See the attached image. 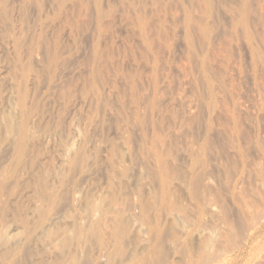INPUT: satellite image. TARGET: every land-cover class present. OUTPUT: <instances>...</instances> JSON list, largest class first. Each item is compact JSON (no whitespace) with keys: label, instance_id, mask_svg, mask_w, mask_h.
<instances>
[{"label":"rangeland","instance_id":"rangeland-1","mask_svg":"<svg viewBox=\"0 0 264 264\" xmlns=\"http://www.w3.org/2000/svg\"><path fill=\"white\" fill-rule=\"evenodd\" d=\"M245 16L247 17L246 19L243 18ZM28 66L30 67V69H28L27 71V68H29ZM24 67L26 68L25 71H27L26 74H24L25 71L23 72V70L25 69ZM28 72H31V74H29L30 76H28ZM22 75L26 78H23ZM25 75H27L28 78ZM20 78L23 81L27 80L29 82L25 81L26 83H22ZM22 84L27 85L24 87L17 86ZM16 87L19 88L16 89ZM21 87H23L24 89L26 88L27 93H25L27 94V96H25L26 94L24 93L23 88V93H21ZM19 89L21 92L18 94ZM11 93H14L15 95ZM21 94L23 95L21 96ZM17 95H19V98L16 97ZM24 96L27 98V102L24 101L25 103L21 102ZM15 97L16 99L18 98L17 100L20 99L18 101L19 103L25 104L23 108L24 111L22 109H16L19 108V105L16 102L17 100L15 99ZM62 97L65 99H63ZM11 100L15 101V104H13ZM34 104H37L38 108L40 106L41 107L38 109L36 106L37 109H35ZM10 105H14L11 109L13 112L9 110ZM208 107L211 108L210 111H208ZM33 109L36 111L34 112ZM21 111L23 113H21ZM24 112L27 115L24 114ZM39 114H42V116H40ZM25 118H27L25 121V124L27 126L25 125V128L29 127L27 128V131L29 133L26 131V133L28 134L26 135L25 133L24 135H29L28 138H30L31 141L24 137L25 154H23L20 159H18L19 156L17 153L16 144L18 142L17 140L20 139L17 136H19L20 134H17L16 132H19L17 128L22 123V120H25ZM9 119L10 121L13 120V127L15 126V129L13 128V131L10 133H8L7 130H5L4 132V129H6L5 125H7L6 122ZM35 120H40L42 123L36 124ZM1 121L2 124L0 123V130L2 128L4 129H2L3 131L1 130L2 132H0V164H3V167L0 165V168L5 167V169L8 168L7 170H10L9 166H12L14 169L12 167L11 169L15 170H12V172L11 170L7 171L10 172L8 174V177L6 170L3 169L5 172H0V174L2 175H5L6 173L5 176L3 175V177L5 178L0 175V185L6 187H4L5 189L3 188V192H1L0 194V203L1 205H3L4 209H6L2 213L1 220L4 221L3 218H5L4 222H6L8 221L6 219L11 217V219L9 218V221H11L12 218L15 217L13 218L15 221L12 220L15 223L17 222L16 220L18 218L16 217V213H18L20 216L22 215V219L24 214H26L27 212L28 218H31V216L33 218V216L35 215V218L37 217L38 219L37 215H39L40 220L41 218H44L43 221H45L48 225L53 224L51 225V227H54L57 224L59 225L55 226V228H50L47 227L48 225L43 221L40 224V220H38L39 222H37V219L35 218H31L28 220V218L24 216L23 219L26 218L25 220L28 223L27 226H29L28 230L30 229L29 233L32 235V237H38H34L33 240H31V237L29 240L28 237L27 239L24 238L25 235H22L24 233L22 232V230H19L20 228H15V224L13 222H11V225L13 226L12 227L10 225L12 227L11 228L9 225L7 227L4 226L3 224L5 223L0 221V230L5 229L4 231L1 230V232L7 231V235L19 233L21 234H19L20 239L18 238L13 242V244L16 242L14 250L16 254H18L17 257L15 255L13 264H60V260L61 263L67 262L68 264H119V262L120 264H141L143 260V264H146V262L149 260V262H151L152 264H158L159 262L163 261L162 259H164L167 264H199L197 255L199 250L201 249L199 248L201 246L200 244L202 243H200L199 245L197 244L198 242H200L199 240L203 242L204 239H206L205 235H207V233V239L210 237L212 239L215 238L214 240H211L213 241L211 242L212 247L210 246V249H208L211 254H214L215 251L219 250L222 247L220 249L222 251V254L219 255V257L216 259L217 261L210 264H264V207L262 206L264 203L261 204L264 200V171L260 172L264 170V167H262L261 170V168L257 169L258 166L256 167V165H254V168L252 166L256 163L257 165H259L264 159V0H0V122ZM40 121H37V123H39ZM55 123L57 126H55ZM30 124L31 126H38V128H35V126L32 128ZM44 124L47 126H45L47 130L43 128ZM232 125H235V127ZM16 126L18 127L16 128ZM71 128L73 129L71 130ZM232 133L236 135H233ZM14 134H16L17 136ZM10 135H12V138L10 137L11 139L9 138ZM32 137L34 139V142H32ZM13 138L16 141H14ZM25 139L31 143H28V141H25ZM153 139H157L158 141L160 139V143L155 142ZM8 142L10 144H14V146L8 144ZM234 142H236L237 144L235 145V148L234 146H232L234 148L233 149L231 145L235 144ZM25 143L28 145H26ZM72 143V147H74L73 149H71ZM156 146L159 147L158 151L160 150V156L158 157H156V155H159L158 151H156ZM197 146L198 150L195 149ZM34 149L36 151H34ZM70 149L71 152L69 151L67 152L69 154H67L66 151ZM189 149H194L195 152L194 150H191L190 153ZM205 149L206 151H204ZM241 149L243 152L241 151ZM11 150L15 153L12 154ZM72 150H75L76 153ZM150 150L152 156L149 153ZM161 150L164 151L162 152L163 154L161 153ZM10 151L13 157L11 156L9 161L8 158L10 154L8 153H10ZM77 151L79 153L80 151H82L80 154L78 153V156H85L84 158L86 159L83 162L82 159L84 158H80L82 167L80 166V164H78L79 161L75 160L79 159V157L77 156ZM165 152L166 155L164 154ZM65 153L70 158L67 157ZM31 154L34 155L33 158ZM82 154L84 156H82ZM15 155L18 156V158H16ZM162 155H165L164 157L167 156L168 158L166 157L165 160ZM161 156L164 158V161L162 160V158H160ZM66 157L71 159V164L70 162H68V159ZM74 157L76 158L72 160V158ZM169 157L171 158V160ZM31 158L33 162H31ZM34 158L36 159V161ZM158 158L159 160H157ZM63 159H65L66 161V163L64 164L62 163L65 162ZM29 160L31 162L30 166ZM237 160H239L240 162ZM241 161L244 165L241 164ZM16 162L18 163V165L21 162L22 165L18 166ZM73 162H76L74 164L79 165V169L72 168V166H74ZM163 162L167 164L169 163V165L167 166V164H163ZM238 162L241 165H239ZM263 162L261 163V166L264 165ZM7 163H9V165ZM32 163H35V165L33 164L34 167L31 166ZM38 163H43L45 167L42 166L43 164H40L41 167L40 165L38 166ZM6 164L7 166H5ZM15 165H17L18 167ZM76 165L74 167H76ZM172 166L175 168H172ZM22 167H24L25 169H22ZM29 167H31V171ZM36 167L37 169H39V172H36L35 174L40 176L38 182H36L38 176H36L37 178L35 176V178L32 177V175H35L32 173L37 170ZM70 167L71 170H73L72 172L68 171ZM202 167H206V169ZM33 168H35V171ZM40 168L41 170L43 169V171L46 170V173L44 171L45 176L40 174L41 172H43L40 170ZM151 170H153L156 175ZM16 171L21 172L17 173ZM177 172H179L180 174ZM204 172L207 173V175ZM162 173H165L167 175L169 174L168 177L170 175L171 176L168 179V177L165 178L167 175L164 176L165 174L163 175ZM181 173L185 174L183 176H186V181H183L184 177ZM203 173L206 175V178ZM16 174L19 176H15ZM29 174L31 176H29ZM177 174L179 176H177ZM197 174L202 175L199 176L200 179L198 177L197 180H195L196 176H198ZM259 174L263 177H261ZM20 176H22V178L24 177V179L22 180H25V185L29 184L28 188L27 186L23 188V186L25 185ZM41 176L43 177V181L46 179V177H48V180L46 179V182L48 184L45 183L46 186L44 185V182H42ZM15 177H19L18 181L17 178L16 180L13 179ZM56 177H58L59 179ZM9 178L11 180H9ZM109 178H111L110 181ZM115 178L116 180L117 178H120V184H118L119 182L116 181ZM146 178H148L147 181L145 180ZM162 178H164L165 180ZM172 178L175 179L176 185L174 182V184L171 182V185L170 181L174 180ZM176 178H179V181L176 180ZM201 178L205 179L202 180V183ZM151 179L157 181L153 182V184L151 183ZM237 179H239V184L242 183V186H239V184H237L238 182H235L237 181ZM31 180L32 182L29 183V181ZM198 180L200 182H195ZM213 180L215 182L214 185ZM254 180H258L259 182H255ZM6 181L8 182V184H5L7 183ZM12 181L14 183H12L13 185L11 184ZM39 181L40 183H43L44 187L39 183ZM48 181H50L51 183H49ZM192 181H194L195 184H193ZM16 182L20 183L19 185H17L22 187L25 192L21 190L20 187H16ZM168 182L170 183V187L172 189L167 186ZM210 182L212 183L209 184ZM232 182H234L235 184H233ZM52 183L54 185H50ZM179 183H181L180 186L176 187L179 185ZM188 183H190L191 187L193 185L192 188L195 189L196 187L195 190L204 188L203 186L206 187L203 192L202 190L195 191L194 189L191 190L192 188L189 187ZM260 183L261 186L258 187V184L260 185ZM109 184L110 188L112 187V190H114V193L117 190L116 194L117 192L121 191L122 193L119 192L118 195H125L124 198L127 196L125 200L121 202V205L124 206L127 204L125 207H128L131 205L130 202L132 203L136 199H140L141 202L136 200L134 203H132L128 210L127 208H124L125 211H122L128 212L125 213V215L124 212H120L123 208L120 205L121 200H119L118 198H122L120 196H117L116 194L115 196L117 197H115L114 194L110 192L111 189L109 188ZM150 184L155 191L158 190V192L156 193L158 194L157 197H154V195H156L154 194V190L153 193L152 191L150 192V189L152 190V188H149ZM224 184H226L225 187L229 185L227 189L224 188ZM11 185L12 187L15 186L16 188H18L17 190L20 193L17 190V192H14L15 190L12 189ZM139 185L142 186L141 189L138 188L140 187ZM173 185L175 188H173ZM181 185H184L185 187H182ZM236 185L240 187L239 190L237 189L238 187ZM9 186L11 188H9ZM40 186L42 188L38 189V187ZM147 186V190H145V188L143 189V187ZM199 186L202 187L200 188ZM32 187L34 188L32 189ZM257 187L261 189L262 192ZM217 188H219L220 191ZM6 189L12 190H10L11 192H9ZM30 189L33 191L34 189H36L37 191L35 190L34 192H32L30 191ZM103 189L108 190L110 193H112L113 196L108 191H102ZM229 189H231L230 191L232 192H230ZM5 190L7 191V194L5 193ZM172 190H175L174 195L176 197L173 196ZM180 190L182 192H180ZM227 190L229 192H227ZM39 191L43 192V194H45L46 196H50H47L45 198V195L38 193ZM76 191L78 196L77 194H75L76 196H74L73 192ZM99 191L102 192L100 193ZM147 191L149 192L147 193ZM194 191L199 193V195ZM206 191H209L210 195H205L208 194ZM215 191L219 192L216 193ZM238 191H240V193H237ZM12 192L14 193L12 195H14L15 198L13 196H10ZM103 192H106L108 195L104 194L103 196ZM166 192L168 194L170 192V194L167 195ZM176 192L177 194L182 193V195L180 194V197H182L185 192V200L184 196L181 199L179 198V203L184 200V204L183 202H181L183 204L182 209H180L181 207H179L181 203H178L179 205H176L177 202L175 200L179 197V195L177 196V194H175ZM233 192L235 194H233ZM97 193H100L103 197L98 196L99 194L96 195ZM162 193L165 194V196ZM190 193L194 196H190ZM223 193L225 194L224 196L227 200L223 199ZM261 193L263 194V196ZM25 194H27L25 198L30 195L26 199V201H24V197V199L21 198L22 196H25ZM134 194L137 197H135ZM220 194L222 196H220ZM226 194H230L231 196L229 195L227 198ZM236 194L237 196H234ZM239 194H242L241 196L243 197H241ZM245 194L248 195L246 196ZM128 195H131V197H129ZM139 195L141 197H144L139 198ZM171 195L172 198L170 197ZM218 195L220 197H218ZM59 196L61 197L59 198ZM109 196L112 198L110 199ZM197 196L200 198H197ZM214 196L218 198H215ZM260 196L263 197V199L259 198ZM42 197L45 199H43ZM55 197L59 199H56L54 202L53 200L55 199ZM99 197L101 199H99ZM105 197L106 201L103 200ZM113 197L118 199L117 202H113ZM151 197L156 202L152 201ZM247 197L249 198L248 200ZM256 197L259 199H256ZM5 198H7L8 200H6ZM33 198H36V201ZM147 198H150V200ZM158 198L159 202H157ZM234 198H238L236 201L242 202L241 206L239 202H233ZM251 198L252 201L250 200ZM20 199H22V201ZM28 199L34 204L32 202L31 204L29 202L30 205L26 203ZM38 199H40L41 202H38ZM68 199H72L78 203H74V201L69 202ZM108 199H110L111 201ZM204 199L207 200L205 201ZM211 199H214L213 202H210L212 201ZM107 200L110 202L109 205ZM187 200H189L188 203ZM197 200H202V202L205 203L206 207L203 204L204 210L203 208L201 210V207L203 206H200V209H198ZM257 200H261V203H259V201ZM13 201L14 203L12 204ZM144 201L145 204L142 203ZM16 202L18 205H16ZM20 202L23 203L21 204ZM137 202H139L140 204H137ZM185 202L188 207L186 206ZM222 202V206L218 205ZM251 202H255V204L258 202L259 204H256V206ZM25 203L26 205H24ZM101 203L102 208H100ZM173 203L174 205H172ZM191 203H193L194 205ZM210 203H212V207ZM11 204L14 205L13 208L18 209L13 210L12 206H10ZM47 204L48 206H46ZM67 204L71 206L70 208H68V210L71 209L70 211H68L66 208V211L64 210V205L66 207H69L67 206ZM74 204H77L76 208L79 211H76ZM133 204L135 205V207ZM20 205H24V207H21ZM116 205L119 207V209L115 207ZM142 205L148 206L149 209H155L156 213H152V211H154L153 209L151 211V215L153 218L150 215L151 209H148L149 222L138 218L140 217L139 209H141L140 207ZM214 205L220 207V210ZM232 205H234L233 207L234 209H236L235 211ZM248 205L252 209H249ZM258 205L262 206L263 208L260 209ZM92 206L94 208H91ZM236 206L238 208H235ZM239 206L244 210L242 211V209H239ZM95 207L97 209H95ZM131 207H137V210H131ZM177 207L179 208V210ZM51 208H53V211ZM104 208L107 209L105 210ZM210 208L214 209H212L213 213L210 216V220H208L210 221L209 223L212 224L207 225L208 221H205V219L209 218L207 214H211L209 213ZM7 209L9 211H7ZM84 209L85 211L83 212H85V214L90 212L89 209L91 210V213L87 214L88 217H85V214H80V212H82V210ZM110 209L113 212L108 215L110 213ZM223 209H225L226 211ZM237 209L238 211H240L239 214ZM257 209H260V211ZM34 210L37 214L33 212ZM215 210L221 211V213L217 212L218 215L215 216ZM227 210H229V212ZM13 211H15V214L12 213ZM50 211H52V213ZM183 211H185V216L188 212L192 213L196 211L197 213H192L190 215L188 213L187 217L185 218V216L182 214ZM256 211L258 212L257 216L263 214V216L261 215L262 217L258 216V218H262V220L257 218ZM64 212L67 215H65V217H63ZM72 212L74 213V218L72 216ZM136 212L139 214L138 216ZM242 212L244 214V217L247 214V216L245 217V219L248 220H246L247 226L245 225L246 222H244V217H242ZM121 213L122 215L124 214V217L121 215ZM165 213H168V216L170 214V216L167 218V215ZM179 213H181V215ZM236 213L239 215V217L242 218L237 217L238 215ZM54 214L56 216L58 215L60 218L62 216L64 220L67 217V219H69L70 221H64L62 220V218L59 219L58 216L55 219ZM127 214H130V216H127ZM163 214L166 217H163ZM219 214L223 218V220H226L223 221L222 218L219 217ZM111 215H115V217H112ZM118 215L120 216V219L118 218ZM188 215L193 219L189 218ZM191 215H197V218L194 219V216L192 217ZM202 215H205V219L202 217ZM178 216L179 218L183 217L184 219L181 218L182 220L181 222H179L180 219L177 218ZM174 217H176L177 219ZM79 218L82 219L79 220ZM85 218L88 221H85ZM88 218L92 219L89 221ZM110 218H118V220L114 219L113 223L111 222L112 219ZM121 218H123V220ZM134 218L138 219L139 222H142L143 224H137L136 221L138 220L134 221ZM149 218L156 221H158L157 218H159V222L156 223V221H151ZM187 218L188 220H186ZM217 218H221L220 220L223 221L222 226L225 227L227 225L228 229L230 228L229 230L232 233L227 231V227L223 228L220 225L222 222H219V219ZM229 218H231L232 221L234 220L233 223H230L231 221H229L228 223ZM252 218L253 220H251ZM254 218L257 219L258 224L254 221ZM201 219L203 221H201ZM237 219L242 220V224L243 226H245L243 227L242 225H239L241 224V221L239 220L238 223ZM119 220V223L125 225V228L126 226H129L130 230L134 229V231H130L128 228H126V230L128 229L127 231H129V233L126 231L129 236H126L127 234H125V236L126 238H130L125 239L126 241L129 240V246L127 247V245H125L127 242H125V239L123 240V238L125 237L124 236L120 242L121 244L124 243V246H120L122 249H119L120 247L117 248L121 251L123 249V251L126 250L124 252L125 254H122L123 251L122 253H120L115 249L117 246L115 245L116 243L114 244L115 241L112 235L117 226H113V224H116V221L118 223ZM124 220L125 222L126 220H128V222L124 224ZM190 220L196 221L193 222L194 224H191L192 221L188 223V221ZM215 220L217 221L215 222ZM250 220L252 223L250 222ZM258 220H260V222ZM91 221H93L94 224L93 222L90 223ZM109 221L112 225L109 223ZM132 221L136 223H133ZM174 221L175 224L176 222L180 224L177 223V226H174ZM212 221H214V223ZM130 222L132 224H130ZM145 222L150 223L149 225L152 226L148 225L147 227H145ZM165 222H167V224ZM205 222V225H207V227L211 226L210 229H212V225L215 223L217 226H220H218L216 229L215 225L213 230H210L208 228L206 229L202 227L204 226L203 224ZM248 222L250 223L248 224ZM253 222L255 224L253 225L255 226V228L252 227ZM159 223L160 228L158 227ZM170 223L173 224L170 225ZM136 224L142 226L141 228L139 226L137 227V232L135 230L137 226ZM189 224L192 227H189ZM2 225L5 228L1 227ZM199 225L202 227L201 229ZM37 226L41 228H38ZM153 226H157L159 228V232H157V234L162 233L160 234V236L155 232H153L152 234V231H154ZM168 226L170 229H168ZM181 226L184 227L182 228ZM82 227L84 230H82ZM7 228L9 229L7 230ZM62 228H65L66 230L63 229L61 231ZM139 228L141 231L139 230ZM145 228H148L146 229L147 231L145 230ZM195 228L196 230H194ZM218 228L223 229L218 230ZM11 229L13 231H11ZM76 229H78V231H76ZM91 229L96 231L97 233H94V231H91ZM104 229H106V231L108 232L106 233ZM172 229L177 231L173 232L174 230ZM185 229L188 230L185 231ZM198 229L200 231H198ZM215 229L217 230V236L214 235L216 234ZM225 229L228 233L235 235L233 238V242L232 239L228 241V239L223 240V238L225 237H218V234L223 232ZM85 230L89 231L86 232ZM110 230L113 232H111ZM161 230L163 231L161 232ZM183 230L185 232V235L183 234ZM203 230H205V232L210 230V232L203 233ZM242 230H244L246 233L244 234ZM139 231L141 235L138 234ZM211 231L213 233L215 231V233L212 235ZM226 231H224L221 235L227 233ZM131 232H134L135 234H132ZM193 232L195 233L193 234ZM239 232L243 233L244 235H239ZM41 233H43L42 236ZM104 233H106L107 237L103 236ZM136 233L138 235H136ZM248 233L250 236L248 235ZM2 234L6 235V233ZM30 234L29 237L31 236ZM89 234L93 237H98L97 235H99V237H95L94 241ZM101 234L103 237L101 236ZM172 234L175 235L172 236ZM177 234H179L178 236L183 238H178ZM202 234L205 235H203L202 237ZM79 235H81L82 237L84 235L86 238V242L84 240V237L82 238ZM86 235L88 237H86ZM111 235L112 238H110ZM133 235L134 238H137L139 235L141 236V238L139 237V240L133 239L131 238L133 237ZM144 235L146 236V238H144ZM152 235L155 237V240L152 239ZM156 235L159 236V240L156 238ZM165 235L168 237H165ZM236 235L239 238H236ZM49 236L53 239H51ZM73 236L75 240L74 242L78 244L77 241L80 240V244L76 245L73 242L71 246L73 240L70 237ZM244 236H249L250 239L249 237L245 238ZM199 237L202 238L200 239ZM243 237L244 241L243 239H240ZM49 238L51 241H49ZM55 238V243L57 244V246L59 248L60 246L61 248L63 247L62 249L60 248L62 252H60L59 248H57L56 244L54 243ZM102 238L104 239L102 240ZM168 238L171 239V241H169V248L167 246ZM195 238L197 239V241ZM226 238H230V236H227ZM235 238L236 240L234 241ZM145 239L146 241L148 239H151V243L149 242V240L145 243ZM238 239L240 241H238ZM216 240H218V242H221L220 244L223 245L220 247L217 246L219 244ZM18 241H21L22 243ZM25 241L27 242L25 243ZM67 241L71 242L69 243L70 246L68 245ZM87 241L90 242L91 248L88 246L89 242L87 243ZM100 241L103 245V242L108 243V241H113L112 243H110V245L111 247H113L112 245L116 246L112 248L114 249V255H112L113 253L111 254L112 249H110V245L106 243L109 248L108 246L106 247L104 245V249H106L103 250V245ZM153 241H156L155 245ZM172 241L174 242V246L177 245L175 247L176 250L175 248H172ZM39 242L43 243L44 246H42ZM59 242L61 244H59ZM98 242H100V247L97 246ZM185 242L189 243L183 244ZM191 242L193 245H190ZM214 242H217V245H215L216 243L213 245ZM23 243L25 244L23 245ZM82 243L84 245H82ZM132 243L136 248L138 246H141V249L142 247H144L143 250L141 251L139 247V250L138 248L137 250H134L136 248L131 246ZM137 243L141 245L137 246ZM159 243L160 245H158ZM171 243L172 245H170ZM236 243L241 244L238 245ZM17 244L18 246L21 244V249L17 247ZM48 244L51 247L47 248ZM65 244H67L66 249H64ZM229 244L232 245L230 246ZM31 245L33 248H30ZM74 245L76 246L73 247ZM80 245H82V247ZM162 245H165L163 247L164 250L161 249ZM186 245H188L190 250L193 247L190 254H186L185 249L183 251V247H186ZM68 246L70 248H68ZM156 246H159L160 248ZM166 246L168 250L166 249ZM180 246L182 247V249ZM215 246H217V248ZM22 248H24L26 251ZM50 248L51 252L49 250ZM178 248L182 251H179ZM27 249H29L31 252ZM153 249H155L154 251H156L155 253H157V255L154 254L157 259H150L152 257V253L149 254V251H153ZM18 250L21 251V258L23 259L25 257L24 260L20 258ZM32 250L35 252L37 250L36 253L38 255H33L35 254V252L33 253ZM39 250L42 253H40ZM82 250L84 252H82ZM130 250L132 251L130 252ZM157 250H159L160 252L163 251L162 254H160L162 255V257L159 255L160 252H157ZM170 250H172V252ZM27 251L32 254V258L29 255H26L27 253L25 252ZM193 251H196L197 255H195ZM68 252L70 253V255ZM91 252L94 254H92ZM104 252L108 254L106 255V253L104 254ZM132 252L133 254L139 252L135 255L136 257L133 256L134 259L130 258V256L133 255L131 254ZM67 253L69 256L67 255ZM99 253H101L102 255H100ZM163 253H165L166 255ZM180 253L183 254V260L181 262L180 260L182 259V257H180ZM88 254L90 255L88 256ZM127 254H130V256ZM168 254L169 256L171 255L170 258L168 257ZM92 255L95 256L93 257ZM104 255L106 256L104 257ZM118 255L120 256V258ZM121 255H124L125 258H128L131 262L128 260L125 261L126 259ZM163 255L165 256V258H167H163ZM86 256L87 258H85ZM90 256L91 259L89 260L88 258H90ZM116 256H118V258ZM106 257H110L109 260L112 263L110 261L108 262V259ZM101 258L103 260H101ZM114 258H117L118 260L121 259V261H118L117 259L115 260ZM221 258H223L224 260ZM2 260L3 259L0 258V264H4ZM105 260L107 261L105 262ZM75 261H77L78 263H75ZM149 262H147V264H149ZM164 262L162 263L164 264Z\"/></svg>","mask_w":264,"mask_h":264},{"label":"bare ground","instance_id":"bare-ground-1","mask_svg":"<svg viewBox=\"0 0 264 264\" xmlns=\"http://www.w3.org/2000/svg\"><path fill=\"white\" fill-rule=\"evenodd\" d=\"M242 15H243V14H242ZM241 17H242V16H241ZM243 18L246 19L247 17L245 16V17H243ZM243 18H242V19H243ZM242 21H243V20H242ZM246 21H247V20H246ZM243 22H244V21H243ZM260 58H261V57H260ZM256 59H257V58H256ZM28 67H29V66H28ZM24 68H25V67H24ZM24 68H22V69H24ZM28 69H30V67L27 68V71H28ZM25 70H26V68L23 70V72H24ZM27 71H25L24 74H26ZM16 73H17V72H16ZM34 73H35V72H34ZM27 74H28V76H30L29 74H31V72H28ZM36 74H37V73H36ZM14 75H15V74H14ZM22 76H23V75H22ZM22 76H21V77H22ZM25 76H27V75H25ZM28 76H27V78H28ZM33 76H35V75H33ZM12 78H13V77H12ZM23 78H26V77L23 76ZM33 78H35V77H33ZM204 79H205V78H204ZM12 80H13V79H12ZM20 80H21V78H20ZM21 81H22V83H23V82L26 83L25 81H27V80H25V81L21 80ZM21 81H20V82H21ZM6 82H7V81H6ZM27 82H29V81H27ZM30 83H31V81H30ZM35 83H36V82H35ZM27 84H28V83H27ZM27 84H26V85H27ZM26 85L22 84V85H17V86H23V87H24V86H26ZM11 86H12V85H11ZM23 87H21V90H22ZM18 88H19V87H16V89H18ZM23 89H24V88H23ZM16 91H17V90H16ZM16 91H15V92H16ZM20 92H21V91H20V89H19V90H18V94H19ZM25 92H26V88L24 89V93H25ZM209 92H210V91H209ZM21 93H23V90H22ZM26 93H27V92H26ZM26 93H25V94H26ZM57 93H58V92H57ZM79 93H80V92H79ZM11 94L15 95L14 93H11ZM66 94H67V93H66ZM210 94H211V93H210ZM22 95H23V94H21V96H22ZM25 96H27V94H26ZM25 96L23 97L24 100L22 99L23 101L21 100V102H24V101L27 102V98H26ZM13 97H14V96H13ZM13 97H12V99H13ZM16 97L19 98V95H17ZM16 97H15V99H16ZM58 97H59V96H58ZM18 98H17V99H18ZM25 98H26V100H25ZM62 98H63V97H62ZM17 99H16V100H17ZM63 99H65V98H63ZM19 100H20V99H19ZM19 100L16 101V102L18 103V105H19V108H16V109H17V110H19V109L21 110V109H22V110L24 111L23 108H24V105H25V104H23V103H19V102H18ZM59 100H60V99H59ZM11 101H12L13 104H15V103H14L15 101H13V100H11ZM213 101H214V100H213ZM25 102H24V103H25ZM56 102H58V101H56ZM212 103H213V102H212ZM18 105H17V106H18ZM34 105H35V104H34ZM58 105H59V104H58ZM207 105H208V104H207ZM13 106H14V105H13ZM13 106L10 105V106H9V108H10L9 110H11ZM15 106H16V105H15ZM36 106H37V108H38V105L36 104V105H35V109H37ZM72 106H73V105H72ZM40 107H41V106H40ZM40 107H39V108H40ZM25 108H26V107H25ZM29 108H30V107H29ZM29 108H28V109H29ZM31 108H33V107H31ZM39 108H38V109H39ZM208 108H209V107H208ZM210 109H211V108H209L208 111H210ZM25 110H26V109H25ZM30 110H31V109H30ZM33 110H34V109H33ZM53 110H54V109H53ZM73 110H74V109H73ZM27 111H28V110H27ZM35 111H36V110H34V112H35ZM11 112H13V111L11 110ZM11 112H10V113H11ZM29 112H30V111H29ZM37 112H38V111H37ZM41 112H42V111H41ZM21 113H23V112L21 111ZM27 113H28V112H27ZM44 113H45V112H44ZM7 114H8V113H7ZM7 114H6V115H7ZM24 114H26V113L24 112ZM29 114H30V113H29ZM32 114H35V113H32ZM36 114H37V113H36ZM8 115H9V114H8ZM10 115H11V114H10ZM26 115H27V114H26ZM39 115H40V114H39ZM11 116H12V115H11ZM36 116H37V115H36ZM40 116H42V114H41ZM44 116H45V114H44ZM49 117H50V116H49ZM227 117H228V116H227ZM13 118H14V116H13ZM2 119H3V117H2ZM7 119H8V118H7ZM26 119H27V118H25V120H22V123H21L20 126H19L20 129H19L18 126H16V128L18 127L17 130H19V132H16V133H17V134L19 133V134L21 135V137H20V135L17 136L16 134H14V135H16L18 138H20V139L17 140L18 142H17V144H16V147H17V153H18L19 158H18V156H16V155H15V156H16V158H18V159H20V157H21L23 154H25V153H24V152H25V147H24V137H25L26 139H28V140L31 141V139L28 138L29 135L26 136V135L29 133V132L27 131V128H29V127L25 128V125H26V124H25V121H26ZM232 119H233V118H232ZM11 120H12V119H11ZM31 120H32V119H31ZM74 120H75V118H74ZM12 121H13V120H12ZM12 121H10V119L7 120V122H6L7 125H5V126H6V129L2 128V129H4V132H5V130H7L8 133H10V132L13 131V128H14L15 126L13 127V122H12ZM16 121H17V120H16ZM19 121H20V120H19ZM35 121H36V120H35ZM37 121H40V120H37ZM37 121H36V124H41V123H42L41 121H40L39 123H37ZM235 121H237V120H235ZM73 122H74V121H73ZM73 122H72V123H73ZM0 123L2 124V121H1ZM14 123H15V122H14ZM16 123H17V122H16ZM19 123H20V122H19ZM26 123H27V122H26ZM43 123H44V122H43ZM74 123H75V122H74ZM42 125H43V124H42ZM26 126H27V125H26ZM28 126H29V125H28ZM30 126H31V124H30ZM34 126H35V125H33V126H31V127L33 128ZM45 126H46V125L44 124L43 128L46 129L47 126H46V127H45ZM55 126H57L56 123H55ZM232 126L235 127V125H232ZM0 127H1V126H0ZM234 127H233V129H234ZM35 128H38V126H37V127L35 126ZM205 128H206V127H205ZM209 128H210V127H209ZM236 128H237V126H236ZM238 128H239V127H238ZM2 129H1V130H2ZM14 129H15V128H14ZM72 129H73V128H71V130H72ZM233 129H232V130H233ZM1 130H0V132L3 131V130H2V131H1ZM17 130H16V131H17ZM46 130H47V129H46ZM26 131H27L28 133H26ZM207 131H208V130H207ZM210 131H211V129H210ZM46 132H47V131H46ZM25 133H26V135H24ZM232 134H233V133H232ZM4 135H5V134H4ZM33 135H34V133H33ZM33 135H32V136H33ZM230 135H231V134H230ZM233 135H236V134H233ZM2 136H3V135H2ZM16 136H15V137H16ZM10 137L12 138V135H10L9 138H10ZM13 137H14V136H13ZM17 137H16V138H17ZM30 137H31V134H30ZM236 137H237V136H236ZM2 138H3V137H2ZM11 138H10V139H11ZM157 138H158V137H157ZM26 139H25V141H28V140H26ZM13 140H14V138H13ZM33 140H34V139H33V137H32V142H34ZM35 140H36V138H35ZM153 140H154V139H153ZM2 141H3V140H2ZM14 141H16V140H14ZM69 141H70V140H69ZM73 141H74V140H73ZM73 141H71V142H73ZM154 141H155V142H159L160 139H159V141H158L157 139H155ZM6 142H7V141H6ZM28 143H31V142L28 141ZM37 143H38V142H37ZM159 143H160V142H159ZM232 143H233V141H232ZM234 143H235V144H232L231 147L234 146V148H235V145H236L237 143H236V142H234ZM5 144H6V143H5ZM8 144H10V143L8 142ZM25 144H26V143H25ZM161 144H162V143H161ZM205 144H206V143H205ZM205 144H204V145H205ZM3 145H4V144H3ZM10 145H13V146H14V144H10ZM26 145H28V144H26ZM33 145H34V144H33ZM70 145H71V144H70ZM6 146H7V145H6ZM72 146H73V143H72V145H71V149L74 148V147H72ZM205 146H206V145H205ZM4 147H5V146H4ZM4 147H3V148H4ZM152 147H153V146H152ZM152 147H151V148H152ZM156 147H157V146H156ZM238 147H239V146H238ZM153 148H154V147H153ZM153 148H152V149H153ZM158 148H159V147H157V150H156V151H158ZM162 148H164V147H162ZM197 148H198V146H197L195 149H197ZM232 148H233V147H232ZM234 148H233V149H234ZM4 149H5V148H4ZM71 149L68 150V151H66V153L69 152V151L71 152ZM160 149H161V148H160ZM203 149H204V148H203ZM12 150H13V149H12ZM12 150H11V151H12ZM36 150H37V148H36ZM36 150L34 149V151H36ZM39 150H40V149H39ZM163 150H165V149H163ZM189 150H190V149H189ZM189 150H188V151H189ZM191 150H194V149H191ZM191 150H190V153H191ZM197 150H198V149H197ZM2 151H3V149H2ZM11 151H10V153H8V154H10V155H9V158H8L9 161H10V158H11V156H12V155H11ZM31 151H32V150H31ZM72 151H73V150H72ZM159 151H160V150H159ZM159 151H158V154H159ZM204 151H206V149H205ZM229 151H230V150H229ZM241 151H242V149H241ZM262 151H263V150H262ZM29 152H30V151H29ZM29 152H28V155H29ZM73 152H75V150H74ZM81 152H82V151H80V153H81ZM162 152H164V151L161 150V153H162ZM166 152H168V151H166ZM166 152L164 153L165 155H166ZM192 152H193V151H192ZM194 152H195V150H194ZM198 152H199V151H198ZM242 152H243V151H242ZM14 153H15V152L12 151V154H14ZM30 153H31V152H30ZM38 153H39V152H38ZM66 153H65V155H66ZM75 153H76V152H75ZM78 153H79V152L77 151V156H78ZM80 153H79V154H80ZM149 153H150V155H151V150L149 151ZM155 153H156V152H155ZM206 153H207V152H206ZM229 153H230V152H229ZM240 153H241V152H240ZM261 153H262V152H261ZM0 154H1V153H0ZM33 154H34V152H33ZM67 154H69V153H67ZM70 154H72V153H70ZM162 154H163V153H162ZM200 154H201V152H200ZM262 154H263V153H262ZM28 155H27V156H28ZM31 155H32V154H31ZM65 155H64V157H65ZM165 155H162V156L164 157ZM194 155H196V154H194ZM24 156H25V155H24ZM24 156H23V157H24ZM27 156H26V157H27ZM33 156H34V155H32V158H33ZM35 156H36V155H35ZM66 156L69 157L68 155H66ZM70 156H71V155H70ZM82 156H84V155L82 154ZM151 156H152V155H151ZM158 156H160V154H159V155H156V157H158ZM162 156H161L160 158H162L163 161H164V158H165V160H166V157H167V156L164 157V158H163ZM232 156H233V155H232ZM12 157H13V156H12ZM23 157H22V158H23ZM29 157H31V156H29ZM67 157H66V158H67ZM72 157H73V156H72ZM78 157H79V156H78ZM84 157H85V156H84ZM84 157H79V159H75L76 157H74V158H72V160H73V159L78 160V161H79L78 164H80V166L82 167V163L80 162V158L82 159V158H84ZM187 157H188V156H187ZM190 157H191V156H190ZM203 157H204V156H203ZM206 157H207V154H206ZM240 157H242V156H240ZM22 158H21V159H22ZM32 158H31V160H32ZM35 158H36V157H35ZM35 158H34V159H35ZM40 158H42V157H40ZM69 158H70V157H69ZM69 158H67V159H68V162H70V164H71V159H69ZM167 158H168V157H167ZM169 158H170V157H169ZM13 159H14V158H13ZM13 159H12V160H13ZM67 159H66V160H67ZM187 159H190V158H187ZM14 160H15V159H14ZM16 160H17V159H16ZM27 160H28V158H27ZM61 160H62V159H61ZM63 160L65 161V159H63ZM82 160H83V162H84V160H86V159L84 158V159H82ZM152 160H153V159H152ZM157 160H159V158H158ZM170 160H171V158H170ZM200 160H201V159H200ZM202 160H203V159H202ZM260 160H262V159H260ZM9 161H8V162H9ZM20 161H21V160H20ZM35 161H36V159H35ZM47 161H48V160H47ZM160 161H161V160H160ZM160 161H159V162H160ZM237 161H239V160H237ZM263 161H264V159L262 160V162H263ZM31 162H33V160H32ZM31 162H30V160H29V166H30ZM39 162H40V161H39ZM154 162H155V161H154ZM159 162H158V163H159ZM165 162H166V161H165ZM165 162H163V164H164ZM168 162H171V161H168ZM187 162H188V160H187ZM200 162H201V161H200ZM205 162H206V161H205ZM239 162H240V161H239ZM239 162H238V164H239ZM250 162H251V161H250ZM259 162H260V161H259ZM262 162H261V163H262ZM11 163H13V162H11ZM16 163H17V162H16ZM24 163H25V162H24ZM43 163H44V162H43ZM43 163H42V164H43ZM46 163H47V162H46ZM62 163L64 164V163H66V161H65V162H62ZM74 163H76V162H73V164H74ZM161 163H162V162H161ZM261 163H260L259 165H257V163H256V164H253L252 166H253V168H254V165H256V167H257V166H258V167L260 166L259 168L257 167V169H260V168H261V170H262V167H264V165L261 166ZM263 163H264V162H263ZM7 164L9 165V163H7ZM7 164H6L5 166H7ZM33 164L35 165V163H32V165H31L32 167H34ZM40 164H41V163H40ZM40 164L38 163V166H39ZM42 164H41V165H42ZM67 164H68V163H67ZM70 164H69V165H70ZM163 164H161V165H163ZM165 164H167V163H165ZM170 164H171V163H170ZM174 164H175V163H174ZM189 164H190V163H189ZM241 164H242V161H241ZM241 164H239V165H241ZM0 165L2 166L3 164H0ZM13 165H14V164H13ZM17 165H18V163H17ZM17 165H15V166H17ZM19 165H22L21 162H20ZM19 165H18V166H19ZM41 165H40V167H41ZM75 165H76V164H74V166H75ZM83 165H84V164H83ZM161 165H160V167H161ZM168 165H169V163L167 164V166H168ZM199 165H200V164H199ZM205 165H206V163H205ZM242 165H244V164H242ZM15 166H14V167H15ZM18 166H17V167H18ZM27 166H28V164H27ZM27 166H26V167H27ZM36 166H37V165H36ZM42 166L45 167L44 164H43ZM47 166H48V165H47ZM74 166H72V168H74V169H75V168H78V169H79V165H76V167H74ZM158 166H159V164H158ZM158 166H157V167H158ZM164 166H165V165H164ZM173 166H174V165H173ZM173 166H172V168H175V167H173ZM175 166H176V165H175ZM185 166H187V165H185ZM196 166H197V165H196ZM196 166H195V168H196ZM250 166H251V165H250ZM2 167H3V166H2ZM2 167H1V168H2ZM11 167H12V166H9V169H10L11 172H12V170H13L14 168L12 167L13 169H11ZM17 167H16V168H17ZM68 167H69V166H68ZM117 167H118V166H117ZM165 167H166V166H165ZM165 167H164V168H165ZM256 167H255V168H256ZM1 168H0V169H1ZM29 168H30V171H31V167H29ZM66 168H67V167H66ZM169 168H170V167H169ZM169 168H168V170H169ZM181 168H182V167H181ZM202 168L206 169V167H202ZM3 169L6 170L7 177H8V176H9L8 174H9L10 172H7V171H10V170H7L8 168L5 169V167H4V168H2V169L0 170V172L4 171ZM22 169H25V168L22 167ZM33 169H34V171H35V168H33ZM36 169H37V167H36ZM68 169H69V168H68ZM158 169H159V168H158ZM204 169H203V170H204ZM16 170H18V169H16ZM40 170H41V168H40ZM61 170H62V169H61ZM76 170H77V169H76ZM76 170H75V171H76ZM159 170H160V169H159ZM172 170H173V169H172ZM181 170H182V169H181ZM203 170H201V171H203ZM13 171H15V170H13ZM34 171H33V172H34ZM41 171H43V169H42ZM41 171H40V172H41ZM44 171H45V173H46V170H44ZM44 171L40 173V174H42L43 176H45ZM68 171H71V172H72L73 170H71V167H70V169H69ZM68 171H67V172H68ZM151 171H153V170H151ZM151 171H149V172H151ZM160 171H161V170H160ZM166 171H167V170H166ZM205 171H206V170H205ZM263 171H264V170H262V171H260V172H263ZM4 172H5V171H4ZM16 172H17V171H16ZM20 172H21V171H20ZM20 172H17V173H20ZM36 172H39V169H37V170H36L34 173H32V174H35ZM64 172H65V171H64ZM153 172H154V171H153ZM153 172H151V173H153ZM156 172H157V170H156ZM167 172H168V171H167ZM167 172H166V173H167ZM191 172H192V171H191ZM207 172H208V171H207ZM260 172H259V173H260ZM6 173H5V175H6ZM49 173H50V172H49ZM65 173H66V172H65ZM177 173H179V172H177ZM200 173H202V172H200ZM204 173H205V172H204ZM204 173H203V174H204ZM208 173H209V172H208ZM255 173H256V172H255ZM25 174H26V172H25ZM47 174H48V173H47ZM59 174H60V173H59ZM63 174H64V173H63ZM146 174H147V172H146ZM154 174L156 175L155 172H154ZM154 174H153V175H154ZM162 174L164 175L165 173H162ZM179 174H180V173H179ZM181 174H182V176L185 175L184 173H181ZM190 174H191V173H190ZM190 174H189V175H190ZM192 174H194V173H192ZM205 174L207 175V173H205ZM205 174H204V175H205ZM0 175L3 177L4 174H3V175L0 174ZM5 175H4V176H5ZM23 175H24V173H23ZM166 175H167V174H165L164 176H166ZM168 175H169V174H168ZM168 175H167L165 178H167ZM197 175H198V174H197ZM201 175H202V174H201ZM201 175L196 176V179H195V180H197V178H198L199 176H201ZM206 175H205V178H206ZM259 175H260V174H259ZM1 176H0V178H1ZM10 176H11V175H10ZM15 176H19V175L16 174ZM25 176H26V175H25ZM27 176H28V174H27ZM29 176H31V175L29 174ZM34 176H35V177L38 176V178L36 177V178H37V179H36V180H37L36 182H38V179H40V178H39L40 176L37 175V174L32 175L33 178H35ZM170 176H171V175H170ZM170 176L168 177V179L170 178ZM177 176H179V175L177 174ZM255 176H256V175H255ZM260 176H261V175H260ZM11 177H12V176H11ZM20 177H21V180L24 179V177H23V178H22V176H20ZM173 177H174V174H173ZM175 177H176V176H175ZM183 177H184V176H183ZM183 177H182V178H183ZM202 177H204V176H202ZM258 177H259V176H258ZM258 177H256V178H258ZM261 177H263V176H261ZM3 178H5V177H3ZM16 178H17V177H15V178H13V179L16 180ZM18 178H19V177H18ZM18 178H17V181H18ZM33 178H32V179H33ZM42 178H43V177L41 176V180H42V182H44V185H45V183H47V182H46V179L48 180V177H46V179H45L44 181H43ZM56 178H58V177H56ZM67 178H69V177H67ZM72 178H73V177H72ZM121 178H122V177H121ZM185 178H186V176L184 177L183 181L185 180ZM194 178H195V177H194ZM259 178H260V177H259ZM29 179H30V178H29ZM58 179H59V178H58ZM75 179H76V178H75ZM75 179H74V180H75ZM119 179H120V178H119ZM119 179L117 178V180H116V178H115V180L119 182V183L117 182L118 184H120ZM142 179H143V178H142ZM147 179H148V178H146L145 180L147 181ZM154 179H155V178H154ZM154 179H153V180L151 179V180H152L151 183L157 181V180L154 181ZM162 179H164V178H162ZM172 179H174V178H172ZM178 179H179V178H176V180H178ZM187 179H188V175H187ZM199 179H200V177H199ZM207 179H208V178H207ZM261 179H262V178H261ZM2 180H3V179H2ZM9 180H11V179L9 178ZM41 180H40V181H41ZM49 180H50V179H49ZM110 180H111V178H109V181H110ZM164 180H165V179H164ZM180 180H181V179H180ZM202 180H205V179H204V178H203V179L201 178V183L203 182ZM240 180H241V179H240ZM0 181H1V180H0ZM22 181H23V180H22ZM24 181H25V180H24ZM24 181H23V182H24ZM40 181H39V183H40ZM142 181H143V180H142ZM146 181H145V182H146ZM148 181H149V180H148ZM178 181H179V180H178ZM185 181H186V180H185ZM188 181H189V180H188ZM210 181H211V179H210ZM238 181H239V179H237V181H235V182L237 183ZM242 181H243V180H242ZM242 181H241V182H242ZM254 181H255V180H254ZM256 181H258V180H256ZM256 181H255V182H256ZM261 181H262V180H261ZM6 182H7V181H6ZM26 182H27V180H26ZM31 182H32V180L29 181V183H31ZM36 182H35V183H36ZM48 182L51 183L50 181H48ZM52 182H53V180H52ZM111 182H112V181H111ZM122 182H123V181H122ZM171 182H172V183H173V182L175 183V179H174L173 181H170V183H171ZM192 182H193V184H195V182H200V181L198 180V181H195V182L192 181ZM241 182H240V183H241ZM258 182H259V181H258ZM258 182H257V183H258ZM262 182H263V181H262ZM2 183H3V181H2ZM12 183H13V181L11 182V184H12ZM140 183H141V182H140ZM170 183L168 182V185H167V186L170 187ZM172 183H171V185H172ZM174 183H173V184H174ZM190 183H191V180H190ZM190 183H188V184H189V187H191V186H190ZM206 183H207V182H206ZM211 183H212V182H210L209 184H211ZM232 183L235 184L234 182H232ZM0 184H1V182H0ZM5 184H8V182L5 183ZM5 184H4V185H5ZM13 184H14V183H13ZM13 184H12V185H13ZM17 184L19 185L20 183H17V182H16V187H20V186H18ZM21 184H22V183H21ZM40 184L43 185V183H40ZM47 184H48V183H47ZM107 184H108V183H107ZM118 184H117V185H118ZM153 184H154V183H153ZM155 184H156V183H155ZM166 184H167V182H166ZM166 184H165V185H166ZM177 184H178V183H177ZM180 184H181V183H179V185L176 186V187H179ZM188 184H187V185H188ZM196 184H197V183H196ZM214 184H215V182H214V180H213V185H214ZM237 184H239V182H238ZM12 185H11V187H12ZM24 185H25V182H24ZM28 185H29V184H28ZM28 185L23 186V188L26 187V186H27V188H28ZM38 185H39V184H38ZM44 185H43V187H44ZM50 185H54V184L52 183V184H50ZM50 185H49V186H50ZM76 185H77V184H76ZM175 185H176V183H175ZM185 185H186V184H185ZM191 185H192V184H191ZM199 185H202V184H199ZM205 185H206V184H205ZM207 185H208V184H207ZM217 185H218V184H217ZM225 185H226V184H224L223 186H224V188L227 189V187H228L229 185H227V187H225ZM0 186H1V185H0ZM45 186H46V185H45ZM139 186H140V185H139ZM181 186L183 187L184 185H181ZM195 186H196V185H195ZM231 186H232V185H231ZM236 186H237V185H236ZM236 186H235V187H236ZM239 186H242V183L239 184ZM259 186H261V183H260V185L258 184V187H259ZM4 187H5V186H1V187H0V194H1V192H3L2 190H3ZM11 187L9 186V188H11ZM14 187H15V186H13L12 189L15 190L14 192H17V191H18V190H17L18 188H16V187L14 188ZM47 187H48V186H47ZM106 187H107V186H106ZM106 187H105V188H106ZM141 187H142V186H140V187H138V188L141 189ZM165 187H166V186H165ZM182 187H181V188H182ZM184 187H185V186H184ZM192 187H193V185H192ZM192 187H191V188H192ZM199 187L201 188L202 186H199ZM203 187H204V188L199 189V190H202V192H203V190L205 189L206 186H203ZM210 187H211V186H210ZM217 187H218V186H217ZM237 187H238V186H237ZM237 187H236V188H237ZM258 187H257V188H258ZM263 187H264V186H263ZM5 188H6V187H5ZM5 188H4V189H5ZM9 188H7V189H9ZM20 188H21V190L24 191V189H22V187H20ZM33 188H34V187H32V189H33ZM35 188H37V187H35ZM41 188H42L41 186L38 187V189H41ZM109 188H110V184H109ZM144 188H145V190H147V189H148V186H147V187H143V189H144ZM146 188H147V189H146ZM149 188H152V190L150 189V192L152 191V193H153V192L155 191V190L153 189V187L151 186V184H150V187H149ZM167 188H168V187H167ZM170 188H171V187H170ZM173 188H175L174 185H173ZM186 188H187V187H186ZM186 188H183V189H186ZM191 188H190V189H191ZM197 188H198V185H197ZM208 188H209V186H208ZM236 188H235V189H236ZM239 188H240V187H238L237 189L239 190ZM7 189H6V190H7ZM12 189H10V190H12ZM57 189H58V188H57ZM110 189H111L110 192H112V193L114 194V196H115L117 190H116L115 193H114V192H113L114 190H112V187H111ZM136 189H137V188H136ZM140 189H138V190H140ZM155 189H156V188H155ZM163 189H164V187H163ZM171 189H172V188H171ZM179 189H180V188H179ZM183 189H182V190H183ZM190 189H189V190H190ZM193 189H194V188H192L191 190H193ZM195 189H196V187H195ZM195 189H194V190H195ZM213 189H214V186H213ZM217 189L219 190V188H217ZM237 189H236V190H237ZM258 189H259V188H258ZM262 189H263V188H262ZM6 190H5V191H6ZM10 190H7V191L11 192ZM16 190H17V191H16ZM35 190H36V189H34V191H35ZM54 190H55V189H54ZM104 190H105V191H108V190H106V189H103L102 191H104ZM153 190H154V191H153ZM168 190H169V189H168ZM191 190H190V191H191ZM199 190H195V191H199ZM206 190H208V189H206ZM230 190H231V189H229V191H230ZM259 190L261 191V189H259ZM5 191H4V192H5ZM7 191L5 192L6 194H7ZM30 191L34 192V191L31 190V189H30ZM36 191H37V190H36ZM102 191H99V192L101 193ZM135 191H137V190H135ZM164 191H165V190H164ZM172 191H173V196L176 197V196L174 195V191H175V190H172ZM176 191H177V189H176ZM186 191H188V190H186ZM186 191H185V192H186ZM195 191H194V192H195ZM209 191H210V190H209ZM209 191H208V192L206 191L208 194H205V195H210V194H209ZM212 191H214V190H212ZM212 191H211V192H212ZM219 191H220V190H219ZM219 191H215V192L217 193V192H219ZM223 191H225V190H223ZM229 191L227 190V192H229ZM245 191H246V190H245ZM248 191H249V190H248ZM254 191H258V190H254ZM254 191H253V192H254ZM18 192H19V191H18ZM24 192H25V191H24ZM58 192H59V191H58ZM108 192H109V191H108ZM110 192H109V193H110ZM119 192H121V191H119ZM119 192H117V194H116L117 196H120V194L118 195ZM133 192H134V191H133ZM133 192H132V193H133ZM141 192H142V191H141ZM148 192H149V191H147V193H148ZM157 192H158V190L155 191L154 194H156ZM180 192H182V191L180 190ZM185 192H184V194H185ZM211 192H210V193H211ZM221 192H222V190H221ZM230 192H232V191H230ZM241 192H242V191H241ZM261 192H262V191H261ZM5 193H4V194H5ZM19 193H20V192H19ZM26 193H27V192H26ZM38 193H40V194H42V195H45V194H43V192H40V191H39ZM73 193H74V196H76L75 194H77V191H76V192H73ZM100 193H97L96 195L99 194L98 196H102V195L104 196V194H105V195L107 194L106 192H105V193L103 192L102 195H101ZM112 193H110V194L112 195ZM121 193H122V192H121ZM142 193H143V192H142ZM142 193H141V195H142ZM144 193H145V192H144ZM178 193H179V191H178ZM187 193H189V192H187ZM191 193H193V192H191ZM191 193H190V194H191ZM195 193H197V192H195ZM195 193H194V194H195ZM213 193H214V192H213ZM213 193H212V194H213ZM237 193H240V191H238ZM242 193H243V192H242ZM244 193H245V192H244ZM246 193H247V192H246ZM254 193H255V192H254ZM8 194H9V193H8ZM12 194H14V193L12 192L11 195H10V194H9V195L14 197V195H12ZM48 194H50V193H48ZM54 194H55V193H54ZM58 194H60V193H58ZM135 194H136V193H135ZM135 194H134V196H135ZM138 194H140V193H138ZM162 194H163V193H162ZM166 194L169 195L170 192H169V194L166 192ZM175 194H177V192H176ZM180 194L182 195V193H180ZM180 194H177V196L179 195V197H178L177 199H179V198L181 199V198L184 196V200H185V195L183 194V196L180 197ZM197 194L199 195V193H197ZM214 194H215V193H214ZM221 194H222V193H221ZM221 194H220V196H222ZM233 194H235V193L233 192ZM261 194H262V193H261ZM15 195H16V194H15ZM19 195H20V194H19ZM26 195H27V194H25V196H22L21 198L24 199V198L26 197ZM42 195H41V196H42ZM66 195H67V194H66ZM79 195H80V194H79ZM96 195H95V196H96ZM107 195H108V194H107ZM136 195H137V194H136ZM147 195H149V194H147ZM157 195H158V194L154 195V197H157ZM163 195L165 196V194H163ZM186 195H187V194H186ZM192 195H193V194H191L190 196H192ZM195 195H196V194H195ZM202 195H203V194H202ZM205 195H204V198H205ZM224 195H225V194L223 193V197H224L223 199H226V197H225ZM226 195H227V198H228V196H229L230 194H226ZM239 195H240V194H239ZM241 195H242V194H241ZM241 195H240V196H241ZM245 195L247 196L248 194H245ZM251 195H252V193H251ZM10 196H9V197H10ZM29 196H30V195H29ZM29 196H28V197H29ZM47 196H50V195H47ZM47 196L45 195V198H46ZM77 196H78V194H77ZM98 196H97V197H98ZM103 196H102V197H103ZM112 196H113V195H112ZM117 196H115V197H117ZM124 196H125V195H123V196L121 195L120 197L123 199ZM128 196L131 197V195H128ZM139 196H140V195H139ZM151 196H152V195H151ZM164 196H163V197H164ZM193 196H194V195H193ZM200 196H201V195H200ZM215 196H216V195H215ZM215 196H214V197H215ZM220 196L218 195V197H220ZM230 196H231V195H230ZM232 196H233V195H232ZM234 196H237V194L234 195ZM262 196H263V194H262ZM23 197H24V198H23ZM28 197H27V198H28ZM43 197H44V196H43ZM43 197H42V198H43ZM52 197H53V196H52ZM57 197H58V196H57ZM60 197H61V196H59V198H60ZM72 197H73V196H72ZM72 197H71V198H72ZM109 197H110V196H109ZM126 197H127V196H126ZM126 197H125V198H126ZM132 197H133V196H132ZM135 197H137V196H135ZM135 197H134V198H135ZM142 197H144V196H142ZM142 197L140 196L139 198H142ZM163 197H162V198H163ZM166 197H167V196H166ZM170 197L172 198V195H171ZM207 197H208V196H207ZM218 197H215V198H218ZM241 197H243V196H241ZM251 197H252V196H251ZM7 198H8V197H7ZM7 198H5V199L8 200L9 198H8V199H7ZM14 198H15V197H14ZM27 198H25L24 201H26ZM45 198H43V199H45ZM59 198H58V199H59ZM93 198H94V197H93ZM107 198H108V197H107ZM111 198H112V197H110V199H111ZM113 198H114V197H113ZM125 198H124L123 200L120 199V198H118L119 200H121V201H120V205H121V202L125 200ZM134 198H133V199H134ZM164 198H165V197H164ZM197 198H200V197L197 196ZM208 198H209V197H208ZM221 198H222V197H221ZM231 198H232V197H231ZM259 198H262V199H263V197H261V196H260ZM259 198L256 197V199H259ZM5 199H4V200H5ZM22 199H20V200L22 201ZM33 199H34V198H33ZM35 199H36V198H35ZM35 199H34V200H35ZM56 199H57V198L55 197V199H54L53 201L55 202ZM58 199H57V200H58ZM97 199H98V198H97ZM99 199H101V198L99 197ZM105 199H106V197H105L103 200H105ZM110 199H108V200H110ZM115 199H116V200H115ZM118 199H117V198H114V199H112V200H113V202H114V201L117 202ZM128 199H130V198H128ZM135 199H136V198H135ZM135 199H134V200H135ZM147 199L150 200V198H147ZM151 199H152V201H154V199H153L152 197H151ZM177 199H176V200L174 199V200L177 202L176 205H179L181 202L184 201V200H183V201H181V202L179 203L180 199H179V200H177ZM237 199H238V198H236V199L234 198V201H233V202H235ZM248 199H249V198L247 197V200H248ZM6 200H5V201H6ZM39 200H40V199H38V202H41V200H40V201H39ZM68 200H69V199H68ZM68 200H67V201H68ZM108 200H107V201H108ZM130 200H132V199H130ZM136 200L139 201V202H141L140 199H139V200L136 199ZM136 200H135V201H136ZM167 200H168V199H167ZM174 200H173V201H174ZM199 200H200V199H199ZM199 200H197V206H198V209H200V206H203V207H201V210H202V208H203V210H204V205H205V203L202 202V200H201V201H199ZM204 200H205V199H204ZM206 200H207V199H206ZM206 200H205V201H206ZM211 200H212V201H210V200H209V201H210V202H213L214 199H211ZM219 200H221V199H219ZM226 200H227V199H226ZM231 200H232V199H231ZM239 200H243V199H239ZM250 200L252 201V198H251ZM250 200H249V201H250ZM35 201H36V200H35ZM53 201H52V202H53ZM70 201H74V200L70 199L69 202H70ZM96 201H97V200H96ZM105 201H106V200H105ZM110 201H111V200H110ZM135 201H134V202H135ZM188 201H189V200H187V203H188ZM190 201H191V200H190ZM209 201H208V202H209ZM244 201H245V199H244ZM253 201H254V199H253ZM257 201H259V203H261V202H260L261 200H257ZM263 201H264V200H263ZM263 201H262L261 204L264 203ZM18 202H19V199H18ZM29 202H30V204H31L32 201H30V200L28 199V201H27L26 203L29 204ZM48 202H49V201H48ZM48 202H47V203H48ZM75 202H76V201H74V203H75ZM84 202H85V201H84ZM113 202H111V203H113ZM134 202H132V203H134ZM139 202H137V204H140ZM154 202H156V201H154ZM157 202H159V198H158V201H157ZM160 202H161V201H160ZM215 202H216V201H215ZM236 202H239V203H240V206H241V203H242V202H240V201H236ZM9 203H10V202H9ZM13 203H14V201L12 202V204H13ZM20 203H21V202H20ZM22 203H23V202H22ZM22 203H21V204H22ZM26 203H25L24 205H26ZM32 203H33V202H32ZM58 203H59V201H58ZM58 203H56V204H58ZM76 203H78V202H76ZM86 203H87V202H86ZM89 203H90V202H89ZM103 203H104V202H103ZM109 203H110V202L108 201V205H109ZM114 203H115V202H114ZM132 203L130 202L131 205H132ZM142 203L145 204V201L142 202ZM142 203H141V204H142ZM178 203H179V204H178ZM218 203H219V202H218ZM231 203H232V201H231ZM231 203H230V204H231ZM239 203H238V205H239ZM245 203H246V202H245ZM251 203H254V204H255V202H251ZM259 203L257 202L256 204H259ZM7 204H8V203H7ZM12 204H11L10 206H12V208H13L14 205H12ZM30 204H29V205H30ZM33 204H34V203H33ZM56 204H55V205H56ZM82 204H83V203H82ZM123 204H125V203H123ZM137 204H136V205H137ZM167 204H168V203H167ZM167 204H166V205H167ZM183 204H184V202H183ZM183 204L181 203V205H179V207H181L180 209H182ZM185 204H186V202H185ZM191 204H193V203H191ZM203 204H204V205H203ZM206 204H207V203H206ZM210 204H211V207H212V203H210ZM210 204H209V205H210ZM214 204H215V203H214ZM221 204L223 205V202L220 203V204H218V205L222 206ZM224 204H225V202H224ZM226 204H227V202H226ZM247 204H248V203H247ZM256 204H255V205H256ZM16 205H18L17 202H16ZM24 205H22V206L20 205V206H21V207H24ZM29 205H28V206H29ZM53 205H54V203H53ZM74 205H75V204H74ZM76 205H77V204H76ZM76 205H75V208H76ZM91 205H92V203H91ZM108 205H107V206H108ZM120 205H119V206H120ZM126 205H127V204H126ZM126 205H124V206L121 205L123 209H121L120 212L123 213V212L125 211L124 208H127V210H128L129 207L131 206V205H130V206H128V207H125ZM133 205H134V204H133ZM172 205H174V203H173ZM193 205H194V204H193ZM234 205H235V204H234ZM234 205H232V207H233ZM238 205H237V206H238ZM46 206H48V204H47ZM67 206H69V205L67 204ZM137 206H138V205H137ZM149 206H151V205H149ZM160 206H161V205H160ZM186 206H187V204H186ZM214 206H216V205H214ZM237 206H236L235 208H238ZM240 206H239V207H240ZM246 206H247V205H246ZM248 206H249V205H248ZM256 206H257V205H256ZM262 206L264 207V204H263ZM262 206H259V205H258V207H260V209L263 208ZM52 207H53V206H52ZM70 207H71V206L66 207V206L64 205V210L66 211V209L68 210V208H70ZM84 207H85V205H84ZM88 207H89V206H88ZM111 207H112V206H111ZM111 207H107V208H111ZM115 207H117V208L119 209V207H118L117 205H116ZM132 207H133V206H132ZM132 207H131V210H134V209H135V211L137 210V209H136L137 207H136V208H132ZM134 207H135V205H134ZM164 207H165V205H164ZM170 207H171V206H170ZM172 207H173V206H172ZM175 207H176V206H175ZM184 207H185V205H184ZM184 207H183V208H184ZM187 207H188V206H187ZM192 207H193V206H192ZM205 207H206V205H205ZM216 207H218V206H216ZM252 207H253V206H252ZM65 208H66V209H65ZM72 208H73V207H72ZM91 208H94V207L92 206ZM91 208H90V209H91ZM100 208H102V203H101V207H100ZM107 208H106V209H107ZM140 208H141V209H139V207H138L139 212H140V217H141V218H140V217H138V218H139V219H142V220H144V221H148V222H149V220H148V212H149V210H150L151 208L149 209V207L146 206V205H142ZM177 208H178V207H177ZM213 208H214V207H213ZM213 208H212V209H213ZM222 208H223V207H222ZM8 209H9V208H8ZM8 209H7V211H9ZM15 209H18V208H13V210H15ZM46 209H47V207H46ZM51 209H52V211H53V208H51ZM80 209H81V208H80ZM90 209H89L90 212L88 211L89 213H91V210H90ZM95 209H97V208L95 207ZM104 209H105V208H104ZM104 209H103V210H104ZM106 209H105V210H106ZM148 209H149V210H148ZM152 209H153V208H152ZM152 209L150 210V215H151V211H152ZM171 209H173V208H171ZM185 209H186V208H185ZM195 209H196V208H195ZM207 209H208V208H207ZM212 209L210 208V210H209L210 212L208 211V212L211 213V214H207V213H206L207 216H209L208 219H205V215H202V217L205 219V221H206V220H207V221L210 220V216L212 215L213 210H214L215 208H214L213 210H212ZM218 209L220 210V207H218ZM225 209H226V206H225ZM225 209H223V210H225ZM233 209H234V207H233ZM233 209H232V210H233ZM239 209H242V207H240ZM249 209H252V208L249 206ZM260 209H257V210L260 211ZM5 210H6V209H4L3 205H1V203H0V221H2V220H1V219H2V213H3ZM31 210H33V209H31ZM70 210H71V209H70ZM70 210H68V211H70ZM77 210H78V209L76 208V211H77ZM87 210H88V209H87ZM87 210H86V211H87ZM92 210H94V209H92ZM103 210H101V211H103ZM113 210H114V209H113ZM122 210H124V211H122ZM127 210H126V211H127ZM153 210H154V211H152V213L154 214L155 209H153ZM175 210H176V208H175ZM178 210H179V208H178ZM189 210H191V209H189ZM230 210H231V208H230ZM235 210H236V209H234V211H235ZM243 210H244V209H242V211H243ZM48 211H49V210H48ZM52 211H50V212L52 213ZM73 211H74V209H73ZM78 211H79V210H78ZM83 211H85V209L82 210V212H80V214L82 213V215H84L85 212H83ZM164 211H165V210H164ZM166 211H167V209H166ZM166 211H165V212H166ZM168 211H170V210H168ZM173 211H174V210H173ZM193 211H194V209H193ZM225 211H226V210H225ZM225 211H224V212H225ZM227 211L229 212V210H227ZM237 211H238V209H237ZM237 211H236V212H237ZM253 211H254V210H253ZM263 211H264V209H263ZM16 212H17V211H16ZM19 212H20V210H19ZM33 212L36 213L35 210H34ZM41 212H42V211H41ZM62 212H63V211H62ZM97 212H98V211H97ZM106 212H107V211H106ZM111 212H113V211L110 209V213H109L108 215H110ZM114 212H116V211H114ZM137 212H138V211H137ZM137 212H136V213H137ZM171 212H172V211H171ZM215 212H216L215 216H217L219 212L221 213V211H216V210H215ZM215 212H214V213H215ZM217 212H218V213H217ZM239 212H240V211H238V214H239ZM256 212H257V211H256ZM261 212H262V211H261ZM6 213H8V212H6ZM12 213L15 214V211H13ZM23 213H24V212H23ZM58 213H60V212H58ZM58 213H57V214H58ZM86 213H87V212H86ZM89 213H87V214H89ZM107 213H108V212H107ZM122 213H121V215H122ZM125 213H128V212H124V214H125ZM155 213H156V212H155ZM160 213H161V211H160ZM169 213H170V212H169ZM174 213H175V212H174ZM181 213H182V212H181ZM181 213H179V214L181 215ZM184 213H185V211H183L182 214L184 215ZM188 213H189V215H190V214H192V213H195V214H196L197 212L195 211V212H192V213H190V212H188ZM188 213H187V214H188ZM222 213H223V212H222ZM225 213H226V212H225ZM262 213H263V212H262ZM20 214H21V213H20ZM36 214H37V213H36ZM62 214H63V213H62ZM68 214H69V213H68ZM73 214H74V213L72 212V216H73V218H74V215H73ZM77 214H78V212H77ZM87 214H85V217L87 216ZM113 214H114V213H113ZM113 214H112V215H113ZM116 214H119V213H116ZM124 214L122 215L123 217H124ZM133 214H134V213H133ZM165 214L167 215V218L170 216V214H169V216H168V213H165ZM187 214H186V216L184 215L185 218L187 217ZM202 214H203V213H202ZM204 214H205V212H204ZM231 214H232V213H231ZM236 214H237V213H236ZM238 214H237V215H238ZM242 214H243V212H242ZM257 214H258V212L256 213V216H257ZM16 215H17L16 217L19 218V220H18V218H17V220H16L17 222L14 223V222L12 221V220H14L13 218H15V217H13L11 221H9V220L11 219V217H9L10 219H9V218L6 219V220H8V221H6V222H7V225H6V222H4V221H5V218H3L4 221H2V222L5 223V224H3V225L7 227L8 225H9V226L11 225V222H13V223L15 224V228H20L19 230H22V232L24 233V234H22V235H25L24 238L27 239V237H28L29 240H30V238L32 237V235L29 233V232H30V231H29L30 229L28 230V227H29V226H27L28 223H27L26 220H25L26 218L23 219L24 216H26V217L28 218V213L26 212V214H24V216H23L22 219H21V216H22V215L20 216L18 213H16ZM18 215H19V216H18ZM32 215H34V214H32ZM54 215H55V214H54ZM54 215H53V216H54ZM59 215H60V214H59ZM65 215H66V214H65V212H64L63 217H65ZM99 215H100V214H99ZM102 215H103V213H102ZM112 215H111V216H112ZM125 215H126V214H125ZM138 215H139V214L137 213V216H138ZM177 215H178V214H177ZM183 215H182V216H183ZM189 215H188V217H189ZM200 215H201V214H200ZM227 215H228V214H227ZM261 215L263 216V214H261ZM261 215H260V216H261ZM37 216H38V219H37V217L35 218V215L33 216V218L37 219V222H39V221H38V220H40L39 215H37ZM57 216H58V215H57ZM57 216L55 215L54 218L56 219ZM66 216H67V215H66ZM72 216H70V217H72ZM80 216H81V215H80ZM122 216H121V217H122ZM127 216H130V214H129V215L127 214ZM132 216H133V215H132ZM154 216H155V215H154ZM157 216H158V213H157ZM162 216H163V217H166V216H164V214H163ZM191 216H192V215H191ZM193 216H194V215H193ZM193 216H192V217H193ZM196 216H197V215L194 216V219L197 218ZM207 216H206V217H207ZM246 216H247V214H246ZM246 216H245V217H246ZM258 216H259V215H258ZM258 216H257V218H258ZM260 216H259V217H260ZM262 216H261V217H262ZM40 217H41V216H40ZM58 217H59V216H58ZM63 217L61 216L62 220H64ZM81 217H82V216H81ZM87 217H88V216H87ZM92 217H94V216H92ZM98 217H99V216H98ZM100 217H101V216H100ZM106 217H107V214H106ZM112 217H115V215L112 216ZM116 217H117V216H116ZM119 217H120V216L118 215V218H119ZM135 217H136V215H135ZM151 217H152V215H151ZM159 217H161V216H159ZM180 217H181V216H180ZM219 217H221L220 214H219ZM223 217H224V215H223ZM226 217H227V216H226ZM230 217H231V216H230ZM232 217H234V216H232ZM237 217H239V215H238ZM242 217H244V214L242 215ZM242 217H239V218H242ZM245 217L243 218V219L245 220L244 222H246V220H247V219H245ZM31 218H32V216H31ZM31 218L29 217L28 220L31 219ZM33 218H32V219H33ZM61 218L59 217V219H61ZM75 218H76V217H75ZM77 218H78V217H77ZM118 218H116V219L118 220ZM130 218H131V217H130ZM152 218H153V217H152ZM171 218H172V217H171ZM174 218H176V217H174ZM177 218H179V216H178ZM177 218H176V219H177ZM181 218L184 219L183 217H181ZM181 218H179L180 220L178 219L179 222H181V220H182ZM189 218H191V217H189ZM221 218H222V217H221ZM221 218H220V219H221ZM227 218H228V217H227ZM43 219H44V218H41V220H40V224L42 223ZM66 219H67V217L65 218L64 221H70L69 219H67V220H66ZM81 219H82V218H81ZM81 219L79 218V220H81ZM88 219H89V221H90L92 218H91V219L88 218ZM103 219H104V218H103ZM107 219H108V218H107ZM110 219H112V218H110ZM110 219H109V220H110ZM114 219H115V218H114ZM114 219H112V221H111V220H110V221L113 222ZM116 219H115V220H116ZM119 219H120V218H119ZM121 219L123 220V218H121ZM149 219H150L151 221H156V220H152L151 218H149ZM157 219H158V221H156V223L159 222V218H157ZM176 219H175V221H176ZM191 219H193V218H191ZM217 219H219V218H217ZM220 219H219L218 221H219V222H222V223L220 224V225L222 226L223 221H225L226 219L224 218L225 220H223V218H222L223 221L220 220ZM230 219H231V218L228 219V223H229V221H231L230 223H233L234 220L232 221V219H231V220H230ZM233 219H234V218H233ZM248 219H250V218H248ZM258 219H261V220H262V218H258ZM263 219H264V218H263ZM77 220H78V219H77ZM86 220H87V219L85 218V221H86ZM105 220H106V219H105ZM133 220L136 221V220H138V219L134 218ZM186 220H188V218H187ZM213 220H214V219H213ZM237 220H238V223H239V220H240V219H237ZM251 220H253V218H252ZM251 220H250V222H251ZM14 221H15V220H14ZM53 221H54V220H53ZM57 221H58V218H57ZM87 221H88V220H87ZM110 221H109V223H110ZM130 221H131V219H130ZM134 221H132V222H133V223H136V222H137V224H141V225L143 224L142 222H139V220L136 221V222H134ZM144 221H143V222H144ZM175 221H174V224H173V223H172V224H173L174 226H175V225L177 226V223H178V222H176V224H175ZM183 221H185V220H183ZM191 221H192V220L188 221V223L191 222ZM195 221H196V220L192 221L191 224H194L193 222H195ZM201 221H203V220L201 219ZM216 221H217V220H215V222H216ZM240 221H241V224H239V225H242V226H243V224H242V223H243L242 220H240ZM247 221H248V220H247ZM254 221L257 222V219L254 218ZM258 221L260 222V220H258ZM8 222H9V223H8ZM43 222H44L45 224H47L45 221H43ZM47 222H48V221H47ZM62 222H63V221H62ZM92 222H93V221H91L90 223H92ZM102 222H103V221H102ZM119 222H120V220L118 221V223H117V221H116V224H113V226L117 225L116 228H115V230H114V232L111 231V230H110V231L113 232L112 235H113V238H114V241H115L114 244L116 243L115 245H116L117 247H116L115 245H112V246H113V247L115 246V247H116L115 249H116L118 252L122 253V251H123L124 249H123L122 251L119 250V249H122V248H121V247H122L121 245L124 246V243L121 244L120 242H121L122 238L125 236V234H127L126 236H129V234H128L129 231H127V230H128L130 227H129V226H128V227L126 226V228H128V229L126 230L125 225H123V224H121V223H119ZM123 222H124V224H125L126 222H128V220H126V222H125V220H124ZM148 222H147V223H148ZM167 222H168V221H167ZM167 222H165V223L167 224ZM198 222H199V221H198ZM209 222H210V221H208V223H209ZM212 222L214 223V221H212ZM250 222H248V224H249ZM13 223H12V224H13ZM78 223H79V221H78ZM85 223H86V222H85ZM109 223H108V224H109ZM113 223H114V222H113ZM145 223H146V222H145ZM147 223L144 225L145 227H147V226L150 224V223H148V224H147ZM151 223H154V222H151ZM161 223H162V222H161ZM163 223H164V222H163ZM202 223H203V222H202ZM208 223H207V225H211V224H212V223H209V224H208ZM251 223H252V222H251ZM1 224H2V223H1ZM50 224H51V223H50ZM93 224H94V222H93ZM99 224H100V223H99ZM110 224H111V223H110ZM110 224H109V225H110ZM127 224H128V223H127ZM130 224H132V223L130 222ZM137 224H136V225H137ZM172 224L170 223V225H172ZM178 224H180V223H178ZM184 224H185V222H184ZM184 224H183V225H184ZM205 224H206V222L203 224L205 227L202 226V224H201V226H202L203 228H206V229L208 228V229H210L211 226H208V227H207V225H205ZM217 224H219V223H217ZM244 224H245V223H244ZM257 224H258V222H257ZM257 224H256V225H257ZM3 225H2L1 227H3ZM47 225H48V224H47ZM51 225H53V224H51ZM51 225H48L47 227L52 228L53 226L51 227ZM57 225H58V224H57ZM57 225H55V226H57ZM67 225H68V224H67ZM75 225H76V224H75ZM96 225H97V224H96ZM96 225H95V226H96ZM100 225H101V224H100ZM111 225H112V224H111ZM128 225H129V224H128ZM164 225H165V224H164ZM181 225H182V224H181ZM186 225H187V224H186ZM189 225H190V224H189ZM189 225H188V226H189ZM215 225H216V223L212 225V229H210V230H213V228L215 227ZM220 225H218V226H220ZM225 225H226V224H225ZM225 225H224V226H225ZM232 225H233V224H232ZM235 225H236V224H235ZM245 225L247 226V222H246ZM245 225H244V226H245ZM253 225H255L254 222H253V224H252V227L255 228V226H253ZM11 226H12V225H11ZM11 226H10V227H11ZM45 226H46V225H45ZM55 226H54L53 228H55ZM58 226H59V225H58ZM65 226H66V225H65ZM98 226H99V225H98ZM113 226H112V227H113ZM132 226H133V225H132ZM138 226H139L140 228L142 227V226H140V225H137V226H136V229H135L136 232H137V230H138V228H137ZM149 226H152V225H149ZM199 226H200V225H199ZM199 226H198V227H199ZM201 226H200V229L202 228ZM218 226L216 225V229H217ZM229 226H230V224H229ZM244 226H243V227H244ZM10 227H9V228H10ZM12 227H13V226H12ZM12 227H11V228H12ZM37 227H38V228H41V227H39V226H37ZM47 227H46V230H47ZM93 227H94V226H93ZM153 227H154V226H153ZM158 227L160 228V223H159V226H158ZM158 227H157V226L154 227V229H153L154 231H152V234H153V232H155L156 234H157V232H159V228H158ZM181 227L183 228L184 226H181ZM181 227H180V228H181ZM186 227H187V226H186ZM189 227H192V226L190 225ZM189 227H188V228H189ZM222 227H223V226H222ZM225 227H227V229H228V226H227V225H226ZM225 227H223V228H225ZM234 227H235V226H234ZM238 227H239V226H238ZM249 227H250V226H249ZM249 227H248V228H249ZM3 228H5V227H3ZM9 228H7V230H8ZM66 228H67V227H66ZM91 228H92V227H91ZM133 228H134V227H133ZM140 228H139V230H140ZM177 228H178V227H177ZM177 228H175V229H177ZM196 228H197V227H196ZM196 228H195L194 230H196ZM223 228H220V229H223ZM250 228H251V227H250ZM250 228H249V230H250ZM63 229L66 230L65 228H62L61 231H62ZM95 229H96V228H95ZM100 229H101V228H100ZM102 229H103V228H102ZM106 229H107V228H106ZM106 229H104V231H106ZM146 229H148V228H145V230H146ZM165 229H166V228H165ZM168 229H170L169 226H168ZM216 229H215V230H216ZM220 229L218 228V230H220ZM229 229H230V228H229ZM229 229L227 230L228 232H230ZM251 229H252V228H251ZM1 230L4 231L5 229H1ZM1 230H0V232H1ZM26 230H27V232H26ZM58 230H59V229H58ZM71 230H72V229H71ZM73 230H74V228H73ZM82 230H84L83 227H82ZM112 230H113V229H112ZM129 230H130V229H129ZM132 230L134 231V229H131L130 231H132ZM172 230H174V229H172ZM187 230H188V229H187ZM187 230L185 229V231H187ZM192 230H193V229H192ZM210 230H208L207 232H210ZM11 231H13V230L11 229ZM15 231H16V229H15ZM17 231H18V230H17ZM76 231H78V229H76ZM76 231H75V232H76ZM85 231L87 232V231H89V230H85ZM91 231H94V230L91 229ZM97 231H98V230H97ZM100 231H101V230H100ZM104 231H103V232H104ZM126 231H127L128 233H126ZM140 231H141V230H140ZM140 231L138 232V234L141 235ZM143 231H144V230H143ZM146 231H147V230H146ZM146 231H145V233H146ZM162 231H163V230H161V232H162ZM175 231H177V230H174L173 232H175ZM198 231H200V230L198 229ZM221 231H222V230H221ZM224 231H226V229H225ZM224 231H223V232H224ZM227 231H226V232H227ZM233 231H234V230H233ZM238 231H240V230H238ZM242 231L244 232V234L246 233L244 230H242ZM246 231H247V230H246ZM250 231H251V230H250ZM20 232H21V231H20ZM22 232H21V233H22ZM32 232H33V230H32ZM32 232H31V233H32ZM71 232H72V231H71ZM73 232H74V231H73ZM86 232H85V233H86ZM107 232H108V231H106V233H107ZM178 232H179V230H178ZM207 232H205V230H203V233H207ZM211 232H212V231H211ZM218 232H220V231H218ZM223 232H221L220 234H218V237H220V238L225 237V238H226L227 236H230V238H226V239L223 238V240H227V239H228V241H229V240L232 239V242H233V238H234L235 235L230 234V233H232V232H230V233L227 232V233H224L223 235H221ZM235 232H236V229H235ZM2 233H6V235H5V234H2ZM18 233H19V232H18ZM59 233H60V232H59ZM90 233H91V232H90ZM94 233H97V232L94 231ZM106 233H104L103 236H106ZM131 233H132V232H131ZM131 233H130V234H131ZM133 233H134V232H133ZM133 233H132V234H133ZM145 233H144V234H145ZM155 233H154V234H155ZM181 233H182V232H181ZM184 233H185V232H184V230H183V234H184ZM194 233H195V232H193V234H194ZM214 233H215V231H214ZM214 233L212 232V235H213ZM251 233H252V232H251ZM19 234H20V233H19ZM19 234H9V235H7V231H6V232H1V233H0V258L3 259L2 262H3L4 264H11V263L13 264V260H14V258H15V255H16V257H17L18 254H16V252H15V250H14V249H15V244H16V242H15L14 244H13V242H14L16 239H18V238L20 239V235H21V234H20V235H19ZM29 234L31 235L30 237H29ZM42 234H43V233H41V236H42ZM79 234H80V233H79ZM102 234H103V233H102ZM102 234H101V236H102ZM132 234H131V235H132ZM134 234H135V233H134ZM138 234L136 233V235H138ZM142 234H143V233H142ZM158 234H159V236H160V234H162V233H158ZM158 234H157V235H158ZM169 234H170V231H169ZM175 234H176V233H175ZM175 234H174V235H175ZM199 234H200V233H199ZM210 234H211V233H210ZM210 234H209V235H210ZM240 234H241L242 236L244 235L243 233H240V232H239V235H240ZM67 235H68V234H67ZM89 235H90V234H89ZM112 235H111L110 238H112ZM140 235H139L137 238H134V235H133V237H131V238H133V239H138V240H139V237L141 238ZM145 235H146V234H145ZM145 235H144V236H145ZM157 235H156V238L159 240V238H158L159 236H157ZM166 235H167V234H166ZM166 235H165V237H168V236H166ZM174 235L172 234V236H174ZM178 235H179V234H177V236H178ZM184 235H185V234H184ZM191 235H192V233H191ZM195 235H198V234H195ZM203 235H205V234H202V237H203ZM207 235H208V233H207ZM207 235H205V236H206V239H204L203 242H202L201 240H199L200 242H198V244L196 243L197 245H199L200 243H202V244H200L201 246H200L199 248H201V249L199 250L198 255L196 254V251H197V250H196L195 252L193 251V252L195 253V255H197V258H198L197 260H198L199 264H210V263H214L215 261H217L216 259L219 257V255L222 254V251L220 250L222 247H221L219 250L216 249L217 251H215V252L213 251L214 254H211V252H209L208 249H210V246L212 245L211 242H213V241H211V240H214L215 238L212 239V238L209 236L210 238L207 239ZM212 235H211V236H212ZM214 235L217 236V230H216V234H214ZM220 235H221V236H220ZM248 235H249V233H248ZM64 236H65V235H64ZM76 236H77V234H76ZM79 236L82 237L81 235H79ZM97 236L99 237V235H97ZM101 236H100V237H101ZM103 236H102V237H103ZM126 236L123 238V240L126 238ZM142 236H143V235H142ZM199 236H201V235H199ZM242 236H241V237H242ZM249 236H250V235H249ZM249 236H248V237H249ZM34 237H35V236H34ZM34 237H32L31 240H33ZM49 237H50V236H49ZM83 237H84V240H85L86 238H85L84 235H83ZM83 237H82V238H83ZM86 237H88V236L86 235ZM90 237H92V239L95 241L94 238H95L96 236L93 237V236L90 235ZM90 237H89V238H90ZM98 237H96V238H98ZM106 237H107V236H106ZM108 237H109V233H108ZM150 237H151V236H150ZM153 237H154V236L152 235V239L155 240V237H154V238H153ZM169 237H170V236H169ZM179 237H180V236H178V238H179ZM191 237H192V236H191ZM195 237H196V236H195ZM202 237H199V238L201 239ZM244 237L246 238L247 236H244ZM244 237H243V238H240V239H241V240L243 239V241H244ZM248 237H247V238H248ZM35 238H38V237H35ZM43 238H44V236H43ZM50 238L53 239L52 237H50ZM50 238H49V241H51ZM63 238H64V237H63ZM65 238H66V237H65ZM68 238H69V237H68ZM70 238L73 240V241H72V240L70 239V240L72 241V243H71L70 241H69V242L67 241V242H68V245H69V243H71V246H72L73 242L75 241V240H74V236H73V237H70ZM104 238H105V237H104ZM104 238H102V240H103ZM110 238H109V240H110ZM127 238L129 239L130 237H127ZM127 238H126V239H127ZM144 238H146V236H145ZM175 238H176V236H175ZM180 238H183V237H180ZM187 238H188V237H187ZM196 238H197V237H196ZM196 238H195V239H196ZM236 238H239V237H237V235H236ZM236 238L234 239V241L236 240ZM105 239H106V238H105ZM126 239H125V242H127V243H126L125 245H127V247H128V246H129V243H128L129 240L126 241ZM160 239H161V237H160ZM166 239H167V238H166ZM188 239H189V238H188ZM192 239H193V238H192ZM249 239H250V237H249ZM34 240H35V239H34ZM38 240H39V239H38ZM55 240H56V238L54 239V243H55ZM67 240H68V239H67ZM77 240H78V239H77ZM88 240H90V239H88ZM143 240H144V239H143ZM148 240H149V239H148ZM148 240H147V241H148ZM150 240H151V239H150ZM150 240H149V242L151 243ZM163 240H164V238H163ZM163 240H162V241H163ZM177 240H178V239H177ZM189 240H190V239H189ZM27 241H28V240H27ZM27 241H25V243H26ZM94 241H93V242H94ZM131 241H132V240H131ZM147 241H146V239H145L144 242L146 243ZM162 241H161V242H162ZM167 241H168V244H167ZM167 241H166V244H167V246H168V248H169V241H171V239L168 238ZM193 241H194V240H193ZM196 241H197V239H196ZM216 241L218 242V240H216ZM238 241H240V240L238 239ZM238 241H237V242H238ZM18 242H21V241H18ZM36 242H37V240H36ZM56 242H57V241H56ZM63 242H64V241H63ZM79 242H81V241L78 240L77 243L80 244ZM82 242H83V241H82ZM85 242H86V240H85ZM85 242H84V243H85ZM88 242H89V241H87V243H88ZM100 242H101V241H100ZM100 242H98V245H97V243H96V245L99 246V245H100V244H99ZM112 242H113V241H111V242L108 241V243H107V242H106V243L110 245V243H112ZM137 242H138V241H137ZM139 242H140V241H139ZM153 242H154V245H155L156 241H153ZM153 242H152V244H153ZM158 242H160V241H158ZM158 242H157V243H158ZM172 242H173V241H172ZM177 242H178V241H177ZM179 242H180V241H179ZM189 242H190V241H189ZM189 242H188V243H189ZM217 242H214L213 245H214L215 243H216L215 245H217ZM241 242H242V241H241ZM21 243H22V242H21ZM25 243H23V245H24ZM39 243H40V242H39ZM39 243H38V244H39ZM52 243H53V241H52ZM64 243H65V242H64ZM64 243H63V244H64ZM74 243L76 244V242H74ZM103 243H104V245H105L106 247L108 246L105 242H103ZM130 243H131V242H130ZM150 243H149V245H150ZM175 243H176V242H175ZM188 243L185 242V243H183V244H188ZM210 243H211V244H210ZM220 243H221V242H218L219 245H217V246L220 247V246L223 245V244L221 245ZM223 243H224V242H223ZM18 244H19V243H18ZM18 244H17V247L21 249V244H20L19 246H18ZM28 244H29V243H28ZM38 244H37V245H38ZM40 244H41L42 246H44L43 243H40ZM40 244H39V245H40ZM55 244H56V243H55ZM59 244H61V243L59 242ZM78 244H76V245H78ZM85 244H86V243H85ZM88 244H89L88 246L90 247V245H91L90 242H89ZM101 244H102V242H101ZM176 244H177V243H176ZM178 244H179V243H178ZM236 244H238V243H236ZM240 244H241V243H239L238 245H240ZM242 244H243V243H242ZM39 245H38V246H39ZM41 245H40V246H41ZM45 245H46V244H45ZM76 245H74L73 247H75ZM82 245H84V244L82 243ZM82 245H80V246L82 247ZM102 245H103V244H102ZM104 245H103V250L106 249V248L104 249ZM133 245H134V244L132 243L131 246H133ZM135 245H136V244H135ZM138 245H141V244H138V243H137V246H138ZM145 245H147V244H145ZM158 245H160V243H159ZM170 245H172V243H171ZM190 245H193L192 242H191ZM229 245L231 246L232 244H229ZM52 246H53V245H52ZM56 246H57V244H56ZM69 246H70V245H69ZM69 246H68V248H70ZM120 246H121V247H120ZM164 246H165V245H162V246H161V247H162V248H161L162 250H164V249H163ZM167 246H166V249H167ZM176 246H177V245L174 246V242H173L172 248L174 249ZM178 246H179V245H178ZM181 246H183V245H181ZM181 246H180V247H181ZM217 246H215V247L217 248ZM233 246H234V243H233ZM22 247H23V246H22ZM48 247H51V246L48 244V245H47V248H48ZM66 247H67V244H65L64 249H66ZM81 247H80V249H81ZM83 247H84V246H83ZM94 247H95V246H94ZM99 247H100V246H99ZM113 247H111V245H110V249H112ZM119 247H120V248H119ZM133 247H135V246H133ZM133 247H132V248H133ZM138 247H139V246H138ZM138 247H137V248H138ZM140 247H141V246H140ZM140 247H139V248H140ZM147 247H148V246H147ZM152 247H153V246H152ZM152 247H151V248H152ZM154 247H155V246H154ZM156 247H159V246H156ZM190 247H192V246H190ZM195 247H197V246H195ZM211 247H212V246H211ZM223 247H224V246H223ZM226 247H227V246H226ZM226 247H225V248H226ZM235 247H238V246H235ZM251 247H252V246H251ZM30 248H33L32 245L30 246ZM36 248H37V247H36ZM57 248H59V247L57 246ZM60 248H61V246H60ZM60 248H59V250H60V252H62L61 249H62L63 247H62L61 249H60ZM71 248H72V247H71ZM84 248H85V247H84ZM90 248H91V247H90ZM90 248H89V249H90ZM108 248H109V246H108ZM117 248H119V249H117ZM129 248H130V247H129ZM132 248H131V249H132ZM135 248H136V247H135ZM137 248H136V249L133 248V249H134V250H137ZM139 248H138V250H139ZM143 248H144V247H142V249L140 248L141 251L143 250ZM145 248H146V247H145ZM159 248H160V247H159ZM170 248H171V247H170ZM254 248H255V247H254ZM1 249H2L3 251H2ZM22 249L25 250L24 248H22ZM74 249H75V248H74ZM133 249H132V250H133ZM149 249H150V247H149ZM156 249H157V248H156ZM166 249H165V250H166ZM178 249H179V248H178ZM181 249H182V247H181ZM184 249H185L186 254H190V252H191V250L193 249V247H192V249L190 250V248L188 247V245H186V247H185V246L183 247V251H184ZM196 249H197V248H196ZM223 249H224V248H223ZM226 249H227V248H226ZM23 250H22V251H23ZM27 250H29V249H27ZM33 250H34V249H33ZM33 250H32V251H33ZM49 250H50V252H51V248H50ZM53 250H54V247H53ZM76 250H77V249H76ZM83 250H84V249H83ZM83 250H82V252H84ZM108 250H109V249H108ZM113 250H114V249H112V252H111V250H110L111 254L113 253ZM128 250H129V249H128ZM132 250H130V252H131ZM134 250H133V251H134ZM154 250H155V249H153V251H154ZM167 250H168V249H167ZM167 250H166V251H167ZM175 250H176V248H175ZM207 250H208V251H207ZM18 251H19V256H20V254H21L20 252H21V251H20V250H18ZM25 251H26V250H25ZM29 251H30V250H29ZM63 251H65V250H63ZM68 251H69V249H68ZM72 251H74V250H72ZM77 251H78V250H77ZM86 251H88V250H86ZM93 251H94V250H93ZM96 251H97V250H96ZM106 251H107V250H106ZM125 251H126V250H125ZM125 251H123L122 254H125V253H124ZM153 251H152V250L149 251V254L152 253V257H151L150 259H152V258H153V259L156 258V256H155L154 254L157 255V253H155L156 251H154V252H153ZM170 251L172 252V250H170ZM177 251H178V250H177ZM177 251H176V253H177ZM179 251H182V250L179 249ZM211 251H212V250H211ZM30 252H31V251H30ZM34 252H35V251H33V253H34ZM36 252H37V250H36ZM36 252H35V254H33V255H38ZM39 252H40V250H39ZM66 252H67V251H66ZM80 252H81V251H80ZM80 252H79V253H80ZM99 252H100V251H99ZM108 252H109V251H108ZM115 252H116V251H115ZM143 252H146V251H143ZM143 252H142V253H143ZM157 252H160V251L157 250ZM162 252H163V251H161V252L159 253V255L162 254ZM231 252H232V251H231ZM25 253H27L26 255H27V256L29 255L30 257H31V255H32V254L29 253L28 251L25 252ZM40 253H42V252H40ZM68 253H69V252H68ZM68 253H67V255H68ZM91 253H92V252H91ZM105 253H106V252H104V254H105ZM120 253H119V254H120ZM127 253H128V252H127ZM138 253H139V252H138ZM138 253L133 254V252H132L131 254H133V255H131V256H130V254H127V255H129L130 258L134 259L133 256L136 257L135 255L138 254ZM223 253H224V252H223ZM22 254H23V253H22ZM50 254H51V253H50ZM52 254H53V253H52ZM77 254H78V253H77ZM81 254H82V253H81ZM85 254H86V253H85ZM92 254H94V253H92ZM95 254H96V253H95ZM99 254L102 255L101 253H99ZM107 254H108V253H106V255H107ZM146 254H147V253H146ZM146 254H145V255H146ZM163 254H165V253H163ZM172 254H173V253H172ZM178 254H179V253H178ZM178 254H177V256H178ZM180 254H181V253H180ZM186 254H185V255H186ZM69 255H70V253H69ZM69 255H68V256H69ZM72 255H73V253H72ZM89 255H90V254H88V256H89ZM97 255H98V254H97ZM106 255H104V257H105ZM112 255H114V253H113ZM159 255H158V258H159ZM165 255H166V254H165ZM191 255H192V254H191ZM81 256H83V255H81ZM84 256H85V255H84ZM92 256L94 257L95 255H92ZM118 256H119V255H118ZM118 256H116V257L118 258ZM121 256H122V255H121ZM123 256H124V255H123ZM123 256H122V257H123ZM146 256H147V255H146ZM160 256L162 257V255H160ZM170 256H171V255H170ZM170 256H169V254H168V257H169V258H170ZM177 256H176V257H177ZM262 256H263V255H262ZM21 257H22V256H20V258H21ZM36 257H38V256H36ZM72 257H74V256H72ZM114 257H115V256H114ZM149 257H150V256H149ZM161 257H160V258H161ZM180 257H182V259L180 260V262H181V261L183 260V254H181ZM259 257H260V256H259ZM24 258H25V257H24ZM24 258H23V259L21 258V259L24 260ZM31 258H32V257H31ZM33 258H34V256H33ZM85 258H87V256H86ZM106 258H107V257H106ZM109 258H110V257L107 258V259H108V262L110 261ZM111 258H112V257H111ZM117 258H116V259H117ZM119 258H120V256H119ZM124 258H125V256H124ZM142 258H143V257H142ZM144 258H145V257H144ZM146 258H147V257H146ZM163 258H165L164 255H163ZM166 258H167V257H166ZM166 258H165V259H166ZM169 258H168V259H169ZM189 258H190V257H189ZM260 258H261V257H260ZM88 259L90 260V259H91V256H90V258H88ZM104 259H105V258H104ZM114 259H115V258H114ZM114 259H113V260H114ZM116 259H115V260H116ZM125 259H126V258H125ZM132 259H131V260H132ZM139 259H140V258H139ZM156 259H157V258H156ZM161 259H162V258H161ZM161 259H160V261H161ZM174 259H175V258H174ZM174 259H173V260H174ZM221 259H223V258H221ZM262 259H263V257H262ZM27 260H29V259H27ZM101 260H103V259L101 258ZM101 260H100V261H101ZM111 260H112V259H111ZM117 260H118V259H117ZM122 260H123V259H122ZM127 260L130 261L128 258H127L125 261H127ZM136 260H138V259H136ZM162 260H163V261H161V262H159V263H162V262L165 261L164 259H162ZM223 260H224V259H223ZM223 260H222V261H223ZM260 260H261V259H260ZM263 260H264V259H263ZM97 261H98V260H97ZM106 261H107V260H105V262H106ZM118 261H121V259L118 260ZM118 261H117V262H118ZM123 261H124V260H123ZM123 261H122V262H123ZM125 261H124V262H125ZM140 261H141V260H140ZM143 261H144V260H143ZM143 261H142V262H143ZM145 261H147V260H145ZM149 261H150V260H149ZM149 261H147V262H149ZM151 261H152V260H151ZM167 261H168V260H167ZM187 261H188V260H187ZM253 261H254V260H253ZM110 262H111V261H110ZM130 262H131V261H130ZM142 262H141V264H143ZM147 262H146V264H147ZM165 262H166V261H165ZM165 262H164V264H165ZM177 262H178V261H177ZM191 262H193V261H191ZM224 262H225V261H224ZM57 263H58V262H57ZM59 263H60V264H68L67 262L61 263V260L59 261ZM75 263H78V262L75 261ZM79 263H80V262H79ZM111 263H112V262H111ZM125 263H126V262H125ZM139 263H140V262H139ZM150 263H151V262H149V264H150ZM155 263H156V261H155ZM159 263H158V264H159ZM168 263H170V262H168ZM182 263H183V262H182ZM189 263H190V262H189ZM22 264H23V263H22ZM93 264H94V263H93ZM112 264H113V263H112ZM119 264H120V262H119ZM126 264H128V263H126ZM131 264H132V263H131ZM151 264H152V263H151ZM162 264H163V263H162ZM166 264H167V262H166ZM178 264H179V263H178ZM185 264H186V263H185ZM223 264H224V263H223Z\"/></svg>","mask_w":264,"mask_h":264}]
</instances>
